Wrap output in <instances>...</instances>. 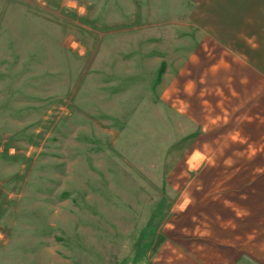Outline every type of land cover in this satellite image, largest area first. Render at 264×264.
<instances>
[{"label": "rangeland", "instance_id": "374dc122", "mask_svg": "<svg viewBox=\"0 0 264 264\" xmlns=\"http://www.w3.org/2000/svg\"><path fill=\"white\" fill-rule=\"evenodd\" d=\"M0 0V264H264V0Z\"/></svg>", "mask_w": 264, "mask_h": 264}, {"label": "crops", "instance_id": "0c3cea01", "mask_svg": "<svg viewBox=\"0 0 264 264\" xmlns=\"http://www.w3.org/2000/svg\"><path fill=\"white\" fill-rule=\"evenodd\" d=\"M230 1V3L229 2H227V3H225L223 6L225 7V8H228V9H230V7H235V6H233V2H235L236 3V1H238V0H229Z\"/></svg>", "mask_w": 264, "mask_h": 264}]
</instances>
